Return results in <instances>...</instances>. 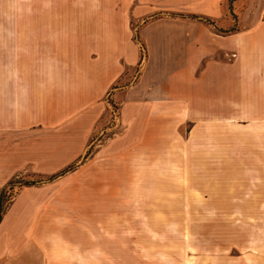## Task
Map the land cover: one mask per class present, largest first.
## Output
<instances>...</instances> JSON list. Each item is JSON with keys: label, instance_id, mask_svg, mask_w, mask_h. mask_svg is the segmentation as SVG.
<instances>
[{"label": "crops", "instance_id": "1", "mask_svg": "<svg viewBox=\"0 0 264 264\" xmlns=\"http://www.w3.org/2000/svg\"><path fill=\"white\" fill-rule=\"evenodd\" d=\"M228 2L32 0L49 15L0 32V191L22 173L73 166L14 196L0 223V264L129 262L91 255L90 216L106 208L72 183L80 172L94 179L85 159L110 101L121 130L96 154L113 153L120 184L128 154L134 167H182L194 151L229 155L238 135L243 151L264 152V140L252 144L264 137V0ZM234 14L239 28L229 32L189 16L229 24Z\"/></svg>", "mask_w": 264, "mask_h": 264}, {"label": "rangeland", "instance_id": "2", "mask_svg": "<svg viewBox=\"0 0 264 264\" xmlns=\"http://www.w3.org/2000/svg\"><path fill=\"white\" fill-rule=\"evenodd\" d=\"M49 10L34 9L32 0H0V32L18 30L19 19H39ZM78 10L71 9L72 15H81ZM62 15L63 11L58 13ZM237 20L229 24L217 20L216 26L236 30ZM140 26L133 20L134 37L141 44ZM136 76L133 73L131 80ZM118 114L111 109L96 126L85 159L94 160L91 184L83 182L85 172L72 181L78 191L92 197V207L106 208V214L90 216L91 255H122L129 261L123 264H264V152L243 151V137L238 135L229 155L194 151L187 153L182 167H134L128 154L120 184L113 153L96 154L121 130L113 128ZM252 140L258 145L264 137ZM21 177L43 178L30 172ZM17 188L5 192L4 206ZM131 259L140 262L130 263Z\"/></svg>", "mask_w": 264, "mask_h": 264}, {"label": "trees", "instance_id": "3", "mask_svg": "<svg viewBox=\"0 0 264 264\" xmlns=\"http://www.w3.org/2000/svg\"><path fill=\"white\" fill-rule=\"evenodd\" d=\"M230 9L232 10V0H230ZM180 16H186V15L180 14ZM189 16L190 17H194V18H198V19L203 20L205 22H208L209 24H212V25H214L217 28V26H216L217 19H213L211 17H206V16H199V15H189ZM234 17L237 19L236 14H234ZM221 31L228 32V31H232V30H221ZM135 39L140 41L137 38H135ZM142 41H143V39H142ZM141 52H142L141 53V61H142L144 59V57H145V43H144V41L141 43ZM110 103H111V106H112V109L114 110V112H116V111L119 112V106L116 103H114L113 101H110ZM115 124H114V126H115ZM72 167L73 166H71L69 168H66V169L62 170L61 172H58V173L53 174V175L39 174V175H42V177H43L40 180H33V181L25 180V179H22L21 175H17L14 178H12L6 184V186L0 191V223H1L2 219H3L4 213H5L8 205L12 202L14 196L18 193L20 188H22L23 186H29V185H33V184L42 183V182L52 181L55 178H57L58 176H60L63 173L67 172L68 170H70V168H72ZM15 185H18V188H17L14 196L11 198L9 203L6 206H4L5 192L8 189L13 188Z\"/></svg>", "mask_w": 264, "mask_h": 264}]
</instances>
